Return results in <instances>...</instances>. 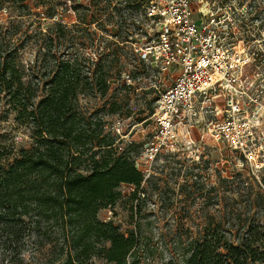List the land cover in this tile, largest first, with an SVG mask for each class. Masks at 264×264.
Listing matches in <instances>:
<instances>
[{
    "label": "trees",
    "instance_id": "obj_1",
    "mask_svg": "<svg viewBox=\"0 0 264 264\" xmlns=\"http://www.w3.org/2000/svg\"><path fill=\"white\" fill-rule=\"evenodd\" d=\"M99 1L104 0H92L96 8ZM66 2L0 0V13L7 14L5 21L0 18V105L15 114L34 139L11 161L2 163L0 153V246L15 251L28 225L36 229L41 218H52L73 252L61 264H88L93 256L111 264H137L129 259L140 247L137 230L127 234L113 221L98 218L102 208L121 198L122 184L135 186L137 196L145 181L131 155L135 143L122 147L121 135L107 119L132 114L133 85L128 78L133 75L116 81L115 74L124 72L120 55L126 43L136 40L124 33L126 21L116 8L121 19L113 25L116 15L107 13L103 27L113 39L101 41L95 57L86 56L77 34L59 16L58 7L68 10ZM82 7L77 3L79 13ZM110 7L107 0V11ZM31 17L51 23L46 31L38 26L30 32L25 18ZM81 22L75 25L80 32ZM27 50L34 52L33 59H26ZM154 88L147 87L145 94ZM85 99L93 103L86 106ZM26 216L33 221L26 222ZM235 221L236 230L220 220L191 239L183 264H264V224L256 219ZM95 244H100L98 250Z\"/></svg>",
    "mask_w": 264,
    "mask_h": 264
},
{
    "label": "rangeland",
    "instance_id": "obj_2",
    "mask_svg": "<svg viewBox=\"0 0 264 264\" xmlns=\"http://www.w3.org/2000/svg\"><path fill=\"white\" fill-rule=\"evenodd\" d=\"M66 1L68 10L58 7L59 16L68 23L72 33L77 34V43H83L86 56L95 57V47L101 45V41L113 39L103 27L107 24V13L116 15L113 25L121 19L116 8L122 10L126 21L124 33H131L136 40L133 44L126 43V52L120 55L124 72L115 74L116 81L133 75L128 78V83L133 85L132 114L107 119L121 135L122 147L135 143L131 155L145 173V181L137 196H134L135 186L122 184L118 202L98 212L101 221H113L122 232L128 234L131 229L137 230L140 247L129 258L130 263L167 264L174 260L183 264L189 255V241L215 221L222 220L223 225L234 230L239 227L233 228L236 219H256L264 224V0H204L198 5L206 15L197 10L195 18L214 16L220 21V39L241 62L243 96L229 98V101L233 99V106H229L222 95L199 101L197 115L177 126L176 138L161 134L151 117L157 97L172 83L174 73H159L150 62L144 60L148 66L140 62L139 58L144 59L141 49L147 46L146 37L154 32L153 25L144 16L147 0H111L108 11L107 0L99 1L97 8L92 0ZM79 2L83 5L80 13L76 9ZM36 11L38 9H34ZM6 17L5 12L0 13L4 21ZM25 20L30 32L38 26L46 31V25L51 23V19L43 17L39 21L35 17ZM80 22L82 32L75 27ZM122 35L119 31L117 37ZM25 55L27 60L34 58L33 51L27 50ZM147 87H155V91L145 94ZM237 100L241 105L240 113H237ZM83 103L90 106L93 102L85 99ZM231 116L235 120L234 131H239L243 139L238 149L231 146V139L227 143L212 136L222 132L214 125ZM144 117V121L138 122ZM155 136L166 145L150 160L145 154V144L155 140ZM33 143L31 130L19 124L15 114H8L0 105L2 163L11 161L21 148H30ZM24 219L29 223L33 221L29 216ZM28 227L15 251L0 246V264H61L68 252L73 253L65 232L52 218H41L36 229L34 224ZM93 246L98 250L100 244ZM86 263L111 264L101 256H93Z\"/></svg>",
    "mask_w": 264,
    "mask_h": 264
},
{
    "label": "built area",
    "instance_id": "obj_3",
    "mask_svg": "<svg viewBox=\"0 0 264 264\" xmlns=\"http://www.w3.org/2000/svg\"><path fill=\"white\" fill-rule=\"evenodd\" d=\"M203 1L147 0L144 5V16L153 25L154 32L148 33L142 56L159 73H174L172 83L156 100L151 116L161 134L168 138H176L177 126L197 115L199 101L211 100L214 95H222L227 102L234 96L237 99L243 96L240 92L242 65L220 39V21L214 16L195 18L197 10L203 13L198 6ZM228 104L235 105L233 99ZM236 108L240 113L238 100ZM233 122L231 116L227 121L216 123L214 127L222 132L212 136L227 143L231 139V146L238 149L243 139L239 131H234ZM158 138L155 136V140L145 144V154L150 160L166 145L157 141Z\"/></svg>",
    "mask_w": 264,
    "mask_h": 264
},
{
    "label": "bare ground",
    "instance_id": "obj_4",
    "mask_svg": "<svg viewBox=\"0 0 264 264\" xmlns=\"http://www.w3.org/2000/svg\"><path fill=\"white\" fill-rule=\"evenodd\" d=\"M202 3H204V1H203V2H201V5H202ZM201 8H202V6H201Z\"/></svg>",
    "mask_w": 264,
    "mask_h": 264
}]
</instances>
